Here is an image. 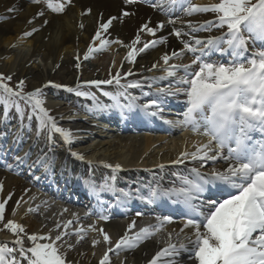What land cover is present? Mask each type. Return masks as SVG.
Returning a JSON list of instances; mask_svg holds the SVG:
<instances>
[{
  "label": "snow or ice",
  "instance_id": "1",
  "mask_svg": "<svg viewBox=\"0 0 264 264\" xmlns=\"http://www.w3.org/2000/svg\"><path fill=\"white\" fill-rule=\"evenodd\" d=\"M139 2L140 0H123L129 6ZM143 2L150 3L154 9L165 13L179 7L186 16L207 13L213 17L197 24L188 21V32L173 27L169 35L175 36L183 49L165 52L161 56L166 66L162 69L164 75L147 78L150 81L168 80L166 85L157 87L156 98L137 103L135 97L128 96L129 103L121 105L120 97L127 96L126 92L115 95L103 93L112 99L115 107L122 109V114L127 110L130 115L142 114L152 119L162 117L168 98L183 97L182 118L177 121L164 120V123L190 128L193 133L207 137V141L195 146L194 151H183L172 161L173 164H182L190 158L198 164V167L190 170L188 176L181 178L179 187H158L138 197L151 204L165 202L175 196L173 202L181 205L183 227L175 235L168 233L166 246L159 249L147 264H183L180 257L184 254H187L191 264H264V142H251L253 138L250 135L255 130L264 133V0H217L203 5L194 4L192 0H167V9L155 0ZM30 3H43L50 10L59 13L63 12L65 4L71 3V0H65V4H54L52 0H30ZM16 10L17 6L7 9L9 13ZM90 12L91 9H88L83 14ZM43 14V11L37 12L27 22L31 24ZM130 15H134V12L122 10L119 15L110 16L104 21L101 14V22L92 37L93 43L88 45L84 53V60L110 43L105 34L114 21ZM47 23L45 20L44 24ZM169 23L175 24V21L169 20ZM80 27L83 28V25ZM164 27L163 22H158L154 27L150 21L140 25L134 39L126 45L129 51L125 60L133 63L138 54L165 44L167 36L156 37L157 31ZM38 30L33 28L24 32L23 36L30 37ZM213 31L220 34L205 38L193 35L195 32ZM145 33L154 39L142 42L141 36ZM96 41L99 42V47L94 46ZM115 42L122 43L119 40ZM141 43L143 46L137 47ZM257 43L260 44L258 49L255 47ZM188 53L192 56L190 63L169 64L170 60L183 58ZM213 56H227L228 59L214 61ZM76 59L75 67L79 69V57ZM157 68L158 65L153 64L148 71ZM120 75L117 70L112 79L91 80L83 84L78 81L75 87L48 81L41 87L25 92L24 80L18 81L13 88L8 83L13 77L0 73V117L7 121L14 109L20 126L19 135L14 134L13 143L18 144L23 140L24 130L31 131L35 119V136L37 140L43 138L48 146L47 152L41 147L35 154L29 149L22 155H15L14 165L26 168L37 181L46 178L55 166L52 148L55 137L59 135L69 148L75 142L71 130L60 126L56 118L50 115V110L43 106L45 101L40 97L44 88H65L77 97L95 100L92 93L81 90L83 85H93L99 89L101 85L115 81L123 89L142 87L140 80L121 84ZM130 75H133L131 70L124 74L125 77ZM148 86L151 88L155 84L149 83ZM70 155L84 160L83 154L70 152ZM209 162L212 165L206 167ZM4 166L9 171L13 170V164ZM105 166L113 172L120 170L119 164ZM38 172L40 175H37ZM89 187L93 191L97 189L94 183ZM2 190L3 184L0 183V191ZM12 195L13 193H9L7 198L0 201V222L5 219L6 205ZM20 202L18 200L17 205ZM28 211H38V207L29 208ZM72 215L75 219L76 214ZM136 215L143 214L137 212ZM99 219L107 221L109 217L101 215ZM155 219V224L141 227L135 232H132L136 225L133 220L115 244H112L104 229L88 225L89 229L103 236V242L108 245L98 264H110L109 253L133 250L161 231L166 224L173 222L172 215L156 216ZM72 224L73 220L57 222L55 230L58 231L53 236L52 229L45 234H27L21 224L7 220L3 223V228L10 231L15 239L11 241L12 247L0 244V264H71L66 260V252L75 245L68 238L75 236L76 243L79 244L86 234L83 228H71ZM185 229H190V233H185ZM98 243L99 240H92L93 246Z\"/></svg>",
  "mask_w": 264,
  "mask_h": 264
},
{
  "label": "bare ground",
  "instance_id": "2",
  "mask_svg": "<svg viewBox=\"0 0 264 264\" xmlns=\"http://www.w3.org/2000/svg\"><path fill=\"white\" fill-rule=\"evenodd\" d=\"M155 2L162 4L166 9L169 8L167 0H155ZM211 2H217V0H192V3L197 5ZM13 6H17V10L9 13L7 9ZM88 9H91V12L83 14ZM122 10L134 12V15L114 21L109 32L105 34V38L110 42L116 43L117 40L122 42L117 43L115 49L116 53L120 54L119 58H109L107 66L99 62L89 63L93 54L97 53L94 52L88 60H84V53L87 51L88 45L93 43L92 37L101 22V14L103 20L106 21L110 16L119 15ZM40 11H43V16L37 17L33 23L29 24L27 21ZM51 12L52 14H49L42 5L31 4L28 0H0V20H2L0 21V73L5 76L6 73L13 71L18 80L25 81L24 90L28 92L41 87L48 81L75 87L78 81L83 84V82L91 80H109L116 76L117 70L121 74V84L140 80L142 87L123 89L115 81L112 84L101 85L99 89L93 85H83L81 90L92 93L95 100L88 97H77L65 88H44L43 95L40 97L45 101L43 106L50 110V115L56 118L60 126L71 130L75 142L69 148L62 142L59 135L55 137L52 145L55 166L46 178H41L38 181L26 168L16 167L13 162L15 155H22L29 149L33 154L41 147L45 152L48 151L44 139L37 140L35 136L36 121L32 122L31 131L24 130L23 140L17 144L13 143V139L14 134L19 135L20 126L15 113L7 121L0 117V146H2V150H0V183L3 184L0 201L7 198L9 193H13L11 200L6 205L5 219L0 222V244L12 247L11 241L15 239L10 231L3 228V223L9 219L21 224L27 234H45L52 229L53 236L58 231L55 230L57 222L73 220L71 228H83L86 230V234L79 244L76 243L75 236L68 238L75 247L66 252V260L71 264H98L108 245L103 242V236L89 229L88 225L104 229L112 244H115V241L124 235L128 224L133 220L136 221V225L132 232L141 227L153 225L156 220L153 216H149L148 212H145L141 216L133 215L123 221H118L117 217L103 221L98 217H88L70 209L67 202L65 203L63 200L78 199L80 201L84 199L85 202V198L88 200L89 196L94 195L99 200L107 196L119 201L120 199L124 200L125 204L133 205V202L138 203L139 196L147 194L150 189L158 187L169 189L174 185L179 187L181 178L188 176L190 170L193 167H198V164L190 158L182 164H173L172 161L176 160L181 152L194 151L195 146L205 143L207 140L206 137L199 139L196 133L194 136V133L192 135L185 129L177 137L171 132L156 134L145 132L143 136L133 139L120 136L117 132L106 135L103 131L93 130L92 126L85 123L88 122L87 116L75 111L85 109L88 113L95 115V118H107L121 128L136 129L135 126L138 125L136 123L140 124V128H151L158 124L151 123L152 118L144 117L142 114L140 116L130 115L127 110H124L122 114V109L115 107L112 99L103 93L109 92L115 95L119 92H126L127 96L120 97L121 105L129 103L128 96L135 97L137 103L143 99L147 101L156 98L157 87L166 85L168 80L150 81L147 78L164 75L162 69L166 66L161 60V56L165 52L171 53L172 50L183 49L179 40L175 36L169 35L173 27L188 32V21L197 24L213 17L212 14L207 13L186 16L179 7L165 13L141 2L132 6L125 5L123 0H71L69 7L63 11L65 13L62 17L54 16V11L51 10ZM45 20L48 21L46 25L44 24ZM169 20H174L175 24L169 23ZM149 21L153 27L158 22H163L165 27L157 31L156 37L167 36L168 40L165 44L157 45L155 50L149 48L146 52L138 54L135 62L128 63L125 60L129 51L126 45L134 39L140 25ZM80 25H83V28ZM33 28L39 30L30 37L23 36L24 32ZM219 34L218 31L193 33L199 38ZM152 39L154 37L146 33L141 36L142 42ZM94 46L99 47V42L96 41ZM142 46L143 43L137 45V47ZM13 48L19 50L20 53L13 55ZM98 56L99 59L104 58L103 53ZM77 57H79L80 68L77 69L75 66L68 68L66 66L68 63L71 62L74 65L77 63ZM36 59H40L42 63L36 62ZM191 59L192 56L188 53L183 58L170 60L169 64H188ZM212 59L214 61L227 60L228 57L213 56ZM109 64L111 66L108 68ZM153 64H157L158 68L148 71ZM103 69L108 71L102 73ZM129 70L133 75L125 77L124 74ZM149 83H154L155 86L149 88ZM92 89L93 92H91ZM145 93L148 95H144ZM182 100L183 97L168 98L164 109L170 110L166 109L163 112L177 110L175 113H179L182 110V106H180ZM167 105H175V111ZM175 113H170L174 115L172 117L166 114L158 119L162 121L177 120L179 118L175 117ZM91 118L95 120L94 116ZM113 127L112 129H114ZM94 133L97 135H93ZM106 137L110 138L106 139ZM85 139L92 142L91 147L83 151L74 147L79 150L78 153L83 154L84 160L81 161L72 157L70 152L75 151L71 149L73 145H80ZM6 164H13V170H7L4 166ZM117 164L120 165V170L116 172L105 166ZM220 164L222 165L223 161ZM161 165H163L162 168ZM211 165L212 162H209L206 167ZM37 175L40 173L38 172ZM93 183L97 185L96 191L89 187ZM83 187L84 190L81 191ZM26 189L28 191H25ZM18 200L21 201L19 205H17ZM127 204L122 210L128 209ZM37 207L38 211H28L29 208L36 209ZM14 209L15 214H13ZM104 210L101 208L100 212H104ZM73 213L76 214L75 219ZM182 227L183 223L166 224L161 231L141 243L137 248L109 253L110 264H122V262L123 264H147L159 249L166 246L168 233L172 232L175 235ZM190 231V229H185V233H190ZM93 239L99 240L100 243L93 246ZM180 259L183 264H191L187 254L182 255Z\"/></svg>",
  "mask_w": 264,
  "mask_h": 264
},
{
  "label": "rangeland",
  "instance_id": "3",
  "mask_svg": "<svg viewBox=\"0 0 264 264\" xmlns=\"http://www.w3.org/2000/svg\"><path fill=\"white\" fill-rule=\"evenodd\" d=\"M29 2H30V0H28ZM52 2L53 3H61V4H65V0H52ZM32 4V3H31ZM69 4L70 3H66L65 4V7H64V10H65V8H68L69 7ZM39 5V4H38ZM40 5H42L43 6V8H45V10L46 11H48V13L49 14H52V12H51V10L45 5V4H43V3H41ZM63 10V11H64ZM54 14V16H63L64 15V13L65 12H61V13H55V12H53ZM0 21H2V20H0ZM118 44L117 43H113V42H110L103 50H101V51H98L97 53H95V54H93V56L90 58V60H89V63L90 62H95V63H102L104 66H107V63H108V60H109V58H119V56H120V54H117L116 53V51H115V49H116V46H117ZM20 48L21 47H23V46H19ZM255 47L258 49L259 47H260V44L259 43H257L256 45H255ZM250 48H251V46H250ZM156 48H154L153 50H155ZM13 55H15V54H18V53H20L19 52V50H16L15 48H13ZM100 53H103L104 54V58L103 59H99V54ZM99 59V60H98ZM36 62H39V63H42V62H40V59H36ZM68 68H73L75 65L73 64V63H68L67 65H66ZM111 66V64H109V66H108V68ZM102 71V73H105V72H107L108 70L107 69H103V70H101ZM5 76H12L13 77V79L10 81V82H8L9 83V86L10 87H13V88H15L16 87V84H17V82L18 81H20V80H18L16 77H15V74H14V72L13 71H11V73H6L5 74ZM25 92H28L27 90H24ZM94 90L92 89V91L91 92H93ZM72 94H74V93H72ZM75 95V94H74ZM21 104H22V106H23V102L21 101ZM0 106H2V105H0ZM74 112V111H73ZM13 113H15V110L14 109H12V114ZM35 121V119H33V122ZM86 124H88V126H89V123H90V121L89 122H85ZM91 126V125H90ZM93 130H95V131H99V130H96V128L95 127H91ZM179 134L180 133H178V135L177 136H179ZM176 136V137H177ZM125 137H127V136H125ZM135 137V136H134ZM134 137H127V138H129V139H133ZM110 137H106V139H109ZM135 138H138V136H136ZM164 140V139H163ZM90 140H83V142L80 144V145H73L72 146V148L71 149H74L75 151L74 152H79V150H77V149H82V151L84 150V149H87V148H89V147H91L92 145V142H89ZM74 147H77V149L76 148H74ZM86 147V148H85Z\"/></svg>",
  "mask_w": 264,
  "mask_h": 264
}]
</instances>
